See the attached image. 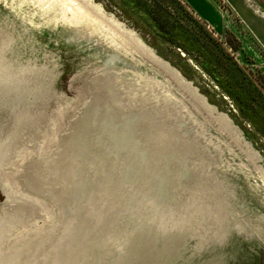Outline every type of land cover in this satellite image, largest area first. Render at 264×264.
<instances>
[{
	"label": "rangeland",
	"instance_id": "obj_1",
	"mask_svg": "<svg viewBox=\"0 0 264 264\" xmlns=\"http://www.w3.org/2000/svg\"><path fill=\"white\" fill-rule=\"evenodd\" d=\"M155 1L0 0V264H264V10Z\"/></svg>",
	"mask_w": 264,
	"mask_h": 264
},
{
	"label": "trees",
	"instance_id": "obj_2",
	"mask_svg": "<svg viewBox=\"0 0 264 264\" xmlns=\"http://www.w3.org/2000/svg\"><path fill=\"white\" fill-rule=\"evenodd\" d=\"M135 1V0H133ZM153 1V0H152ZM163 1H167V0H163ZM163 1H155L154 2V7L157 8V10H159L160 12H162L164 14V17H167L168 18V25L169 27L174 30L175 28H185V24H184V21L183 19L181 18H175V13L173 10H171V7H170V4H168L167 2H163ZM136 3V2H135ZM177 5H180L179 2H176ZM180 7H182L183 9V6L180 5ZM185 10V8L183 9ZM187 14V13H185ZM187 18L189 17V15H186ZM191 19V16L189 17ZM193 19V18H192ZM188 25V24H186ZM196 38V37H195ZM198 40V39H196ZM181 47V46H179Z\"/></svg>",
	"mask_w": 264,
	"mask_h": 264
},
{
	"label": "crops",
	"instance_id": "obj_3",
	"mask_svg": "<svg viewBox=\"0 0 264 264\" xmlns=\"http://www.w3.org/2000/svg\"><path fill=\"white\" fill-rule=\"evenodd\" d=\"M257 2H258V4H259V6L264 10V0H257ZM259 6L257 5L256 7L260 9ZM256 7H255V8H256ZM257 8H256V9H257ZM262 9L260 10L261 12H262Z\"/></svg>",
	"mask_w": 264,
	"mask_h": 264
},
{
	"label": "bare ground",
	"instance_id": "obj_4",
	"mask_svg": "<svg viewBox=\"0 0 264 264\" xmlns=\"http://www.w3.org/2000/svg\"><path fill=\"white\" fill-rule=\"evenodd\" d=\"M257 8V7H256ZM259 10V8H257ZM261 12V11H260ZM263 14V12H261ZM264 15V14H263Z\"/></svg>",
	"mask_w": 264,
	"mask_h": 264
}]
</instances>
